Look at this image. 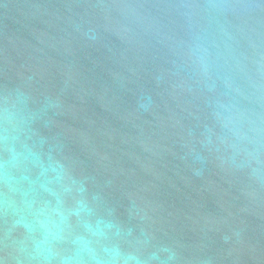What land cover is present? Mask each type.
Instances as JSON below:
<instances>
[{
  "label": "water",
  "instance_id": "95a60500",
  "mask_svg": "<svg viewBox=\"0 0 264 264\" xmlns=\"http://www.w3.org/2000/svg\"><path fill=\"white\" fill-rule=\"evenodd\" d=\"M4 110L0 264H264V0H0Z\"/></svg>",
  "mask_w": 264,
  "mask_h": 264
},
{
  "label": "clouds",
  "instance_id": "9594fccd",
  "mask_svg": "<svg viewBox=\"0 0 264 264\" xmlns=\"http://www.w3.org/2000/svg\"><path fill=\"white\" fill-rule=\"evenodd\" d=\"M18 103L23 104V99H20ZM0 120L8 124L13 131H19L20 127L26 123L27 118L19 110H4L0 112ZM6 131V130H5ZM4 141L9 140V136L5 134L0 137ZM17 137H11L13 143H15ZM12 162L15 163L28 157L22 153H17L14 148L10 149ZM28 155L34 156V153H28ZM0 182L6 185L10 191H15L14 182L15 178L7 173L6 168L0 172ZM71 212L60 211L59 209L52 208L50 210H41L36 219V224L45 230L48 236L53 239L59 237L64 231V225L68 220ZM79 215V213H75ZM42 217V218H41ZM85 227L89 234L95 238V241L106 240L108 238V229L111 226L102 225L97 223L95 226L86 223ZM77 244L81 253L87 256L91 264H146L145 261L133 253L125 254L116 245L103 246L101 245L99 250L94 246V242L89 239L77 238ZM51 250L48 248H40L39 254L46 256L50 254ZM65 264H70V261H65Z\"/></svg>",
  "mask_w": 264,
  "mask_h": 264
}]
</instances>
